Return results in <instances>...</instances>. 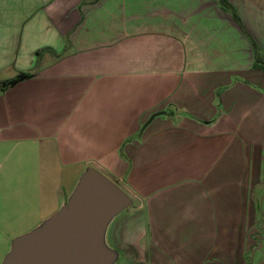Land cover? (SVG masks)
<instances>
[{"label":"crops","instance_id":"0c3cea01","mask_svg":"<svg viewBox=\"0 0 264 264\" xmlns=\"http://www.w3.org/2000/svg\"><path fill=\"white\" fill-rule=\"evenodd\" d=\"M225 1L0 0V83L30 74L0 86V263L90 164L107 171L120 150L140 192L124 189L140 203L107 229L114 264L163 263L154 236L165 222H237L236 166L209 172L211 193L183 181L204 179L206 147L222 162L221 147L192 141V128L264 114V72L254 67L264 61V0ZM191 253L184 264H204L201 249Z\"/></svg>","mask_w":264,"mask_h":264},{"label":"rangeland","instance_id":"374dc122","mask_svg":"<svg viewBox=\"0 0 264 264\" xmlns=\"http://www.w3.org/2000/svg\"><path fill=\"white\" fill-rule=\"evenodd\" d=\"M233 118L235 121L228 125H224V122L213 129L190 130L192 141L205 142L207 145L210 142L217 143L218 147H221L217 154L222 158V162L217 166L214 165L209 158L214 149L206 147L208 160H204L206 168L204 179H196L198 176H193L183 181H197L196 185L200 188L197 195L201 194L200 191L203 194L211 193L214 189V179L207 176L209 172L212 171L213 174L218 168L225 171L232 164L236 166L238 197L236 205L233 206L237 208L233 209V213L237 216V222H184L187 226L180 223L177 227L171 222H165L154 236L156 254L163 262L158 260L160 264H184V255L188 252L193 253L195 246L201 249L204 264H264V114H250L245 111L236 114ZM137 135V138L140 137L139 134ZM105 165L109 170L103 171L94 163L90 164V167L98 168V172L122 190L124 185H127L140 192L136 185L137 180L127 174L131 162L126 158L123 150L118 152L116 160L110 159ZM246 173H249V176ZM170 175L172 174L168 173L166 176ZM117 177L122 178L118 180ZM229 178V173L224 172L221 180L223 187L230 184ZM162 182H164L162 186L165 185L168 189L178 185L176 181L168 179ZM181 186L185 193L192 190L184 183ZM140 190L147 192L151 188L140 187ZM124 191L127 194L125 189ZM130 198L131 207L139 205L140 199L134 195ZM173 206V203H169L166 209L169 211ZM35 223L30 222V225ZM198 235L201 238L199 245L194 242V238Z\"/></svg>","mask_w":264,"mask_h":264},{"label":"water","instance_id":"95a60500","mask_svg":"<svg viewBox=\"0 0 264 264\" xmlns=\"http://www.w3.org/2000/svg\"><path fill=\"white\" fill-rule=\"evenodd\" d=\"M131 198L93 168L80 176L67 202L33 230L17 236L0 264H114L106 242L113 219Z\"/></svg>","mask_w":264,"mask_h":264},{"label":"trees","instance_id":"16d2710c","mask_svg":"<svg viewBox=\"0 0 264 264\" xmlns=\"http://www.w3.org/2000/svg\"><path fill=\"white\" fill-rule=\"evenodd\" d=\"M221 2L225 7L227 6V3L225 0H221ZM254 67L256 69H260L264 72V61L260 60L259 58H256L254 61ZM29 75H30L29 73H21L18 77L14 78L12 80H7L4 82H1L0 86L1 87L9 86V85L13 84L15 81L21 79L22 77L29 76Z\"/></svg>","mask_w":264,"mask_h":264}]
</instances>
